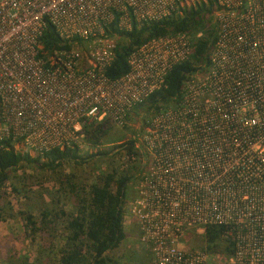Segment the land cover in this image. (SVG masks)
Instances as JSON below:
<instances>
[{
  "label": "built area",
  "instance_id": "built-area-1",
  "mask_svg": "<svg viewBox=\"0 0 264 264\" xmlns=\"http://www.w3.org/2000/svg\"><path fill=\"white\" fill-rule=\"evenodd\" d=\"M194 1L0 0V140L41 154L81 147L86 121L122 127L192 40H148L109 80L114 40L105 27L116 19L127 31ZM214 2L206 72L184 82L183 106L154 116L139 138L145 167L128 215L151 264H264V0ZM47 24L68 50L40 56ZM210 225L230 228V256L190 244L188 232Z\"/></svg>",
  "mask_w": 264,
  "mask_h": 264
},
{
  "label": "trees",
  "instance_id": "trees-1",
  "mask_svg": "<svg viewBox=\"0 0 264 264\" xmlns=\"http://www.w3.org/2000/svg\"><path fill=\"white\" fill-rule=\"evenodd\" d=\"M216 9L214 0H195L190 6L179 8L176 13L161 20L142 24L132 22L127 31L118 29L116 19L105 27V35L114 40L112 59L103 69L104 76L109 80H116L128 71L127 57L148 40L178 34L189 36L192 40L187 57L171 66L163 85L135 106L126 116V122L130 114L137 112L142 119V129L145 130L154 116L166 111L177 112L183 106V83L196 75L204 74L209 66V54L215 39L213 15ZM197 34L200 36L195 38ZM74 41L80 44L77 39ZM39 44L42 57L56 50L66 51L70 48V44L62 41L49 24L42 32ZM125 125L126 123L119 128H125ZM113 126L115 125L108 119L86 121L81 125V143L96 150L92 156L103 155L100 147L119 138L116 134H111ZM16 144L17 142L8 139L0 140V199L5 194L6 186L11 192H18L10 179L15 178L14 173L24 165L32 164L39 171L50 173L52 185L56 187V198L53 201L50 198L49 202L38 207L35 211L37 217L28 210L18 212L22 220L19 236L29 237L30 244L35 242L34 237L47 231L55 236L54 243L46 248L42 247L41 242H36L38 250L34 257L31 258L28 252L11 249L7 251L5 258H0V264H115L112 252L125 237L122 206L127 183L133 176L110 167L108 171L100 172L88 183L81 185L74 181L73 174L63 172L67 163L84 161L77 154L78 146L54 148L31 155L20 148L15 149ZM113 149H120L127 162L141 158L132 137L113 146ZM144 157L145 153L141 160ZM133 167L135 165L130 169ZM144 167V164L139 165L135 171L141 173ZM137 179H141L139 174ZM65 195L69 196L67 202L71 203L69 211L63 210V204L60 205ZM1 214L0 212V220L3 219ZM229 232L228 226H205L200 234V249L208 254L230 256L233 248ZM44 250L51 256V263H43Z\"/></svg>",
  "mask_w": 264,
  "mask_h": 264
},
{
  "label": "rangeland",
  "instance_id": "rangeland-1",
  "mask_svg": "<svg viewBox=\"0 0 264 264\" xmlns=\"http://www.w3.org/2000/svg\"><path fill=\"white\" fill-rule=\"evenodd\" d=\"M125 126V128L112 127L111 134L114 133L119 138L114 142L103 144L100 147L99 150L102 151L103 155L92 156L96 150L83 145L78 147L77 154L84 161H79L76 164L67 163L63 167V172L73 174L74 181L81 185L88 183L100 172L108 171L110 167L118 171H126L133 176L127 183L124 204L122 206V225L125 237L119 247L112 252V258L116 262L115 264H151L148 248L138 240L136 225L128 215V204L134 197V192L138 184L137 176L139 174L141 177L144 171V169L141 173L135 171L139 165L143 164L141 158L144 154L143 148L139 143V138L144 129H142V119L137 115V112L129 115ZM131 137L135 140V147L138 149L141 158L140 160L127 162L123 153L120 152V149H113V146ZM133 165L135 167L130 169ZM14 176L15 178H11L10 182L18 189V192H11L8 186H6L5 194L0 199V212L2 213L1 217H3L0 220V258H5V254L11 249L21 250L23 253L28 252L30 257H34L36 250H38L36 242L38 244L41 242L42 247L46 248L49 244L54 243L53 238L55 235H50L48 231L44 234H38L37 237H34L35 242L30 244L29 237L23 238L19 236V228L22 225V220L18 212H26L25 210H28L32 215L37 217L36 209L49 202L50 198H53L52 201L56 198L54 195L56 187L54 184L52 185L53 181L50 173L39 171L32 164L24 165L14 173ZM67 196L65 195L60 201V205L63 204L62 209L65 211L71 209V203L67 202L69 196ZM200 234L195 230L187 233L186 237L190 244L192 243V246H200ZM42 255L43 263L52 262L51 256L47 254L46 250H44Z\"/></svg>",
  "mask_w": 264,
  "mask_h": 264
}]
</instances>
